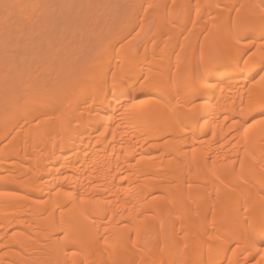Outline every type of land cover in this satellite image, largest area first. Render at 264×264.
I'll use <instances>...</instances> for the list:
<instances>
[{
    "label": "bare ground",
    "instance_id": "bare-ground-1",
    "mask_svg": "<svg viewBox=\"0 0 264 264\" xmlns=\"http://www.w3.org/2000/svg\"><path fill=\"white\" fill-rule=\"evenodd\" d=\"M168 1L0 0V264H264V0Z\"/></svg>",
    "mask_w": 264,
    "mask_h": 264
},
{
    "label": "rangeland",
    "instance_id": "rangeland-1",
    "mask_svg": "<svg viewBox=\"0 0 264 264\" xmlns=\"http://www.w3.org/2000/svg\"><path fill=\"white\" fill-rule=\"evenodd\" d=\"M170 1H171V0H170ZM170 1L167 2V5H168L167 8H170V7H169V6H170ZM55 2H56V0H55V1L52 0V2H51V3H52V6H53V4H54ZM95 2H96V0H94V3H95ZM84 3H85V4H84ZM86 3H87V0H86V2H85L84 0H82L81 4L84 5V8H83L84 10H82V9H81V10L76 9V10H75V14H76V15H79V16H81V17L83 16L82 20H84V19L87 20V18H89V21H90L91 15L88 14V13H89L88 10H90V9L87 8L88 5H86ZM56 4H57V6H54V7H53L54 9H57V7H59V6H58L59 4H58L57 2H56L54 5H56ZM85 7H86V8H85ZM76 11H77L78 13H80L81 15H80V14H77ZM79 11H80V12H79ZM81 11H82V12H81ZM83 11H85V12H83ZM99 14L102 15V13H98L97 15H99ZM139 14H141V15H139V19H140V17L142 18L143 14H142V12H140ZM88 15H89V16H88ZM94 15L97 16L95 13H94ZM85 16H88V17H85ZM84 17H85V18H84ZM54 18L57 19L56 23H57L58 25H60V29H62L63 26H61V25H62L61 20L58 19V16H54ZM101 19H102V17H101ZM86 20H85V21H86ZM140 20H141V19H140ZM59 22H60V23H59ZM86 22H88V20H87ZM139 24H140V23H139ZM139 24H138V27L140 28V25H139ZM58 25H57V29L54 31V33L52 32L53 37L55 38V37L58 35V36L56 37V38H57V41L60 42V43H59L60 45L62 44V46H64V45L66 46V49L68 50V51H67L68 54H69V51H70V50H71V53H72V51L74 52V51L76 50V48H75V50H74L73 48H74L75 45H76V44H75L76 41L74 42V40H72L73 37H71V35H69V36H68V35H67V36L64 35V34L62 33V30L58 29V27H59ZM189 25H190V26H189ZM189 25H188V27H187L188 30H186V32L184 31L185 33L183 32L184 34L181 35V38L184 39V38L187 36V34L190 32L191 28L189 29V27H192V26H191V24H189ZM138 27L136 28L137 30L135 29V31H133V33L130 35L129 39H131V38L133 37V39H134V38H135V39L138 38L137 40H143L144 38L147 37V31H146V28H145V29L143 30V32H142V31H140V30L138 31V29H139ZM57 31H58V32H57ZM99 31H100V30H99ZM99 31H98V32H99ZM144 31H146V33H145ZM140 32H141V33H140ZM171 32H172V31H171ZM55 33H57V35H56ZM135 33H136V34H135ZM144 33L146 34V36L144 35ZM54 34H55V36H54ZM184 35H185V37H184ZM95 36H96V35H95ZM95 36H94V37H95ZM131 36H132V37H131ZM143 36H144V37H143ZM43 37H44V36H43ZM46 37H47V35L45 36V38H46ZM53 37H52V38H53ZM58 37H59V38H58ZM68 37H69V38H68ZM60 38H61V39H60ZM66 38H67V41H66ZM70 38H71V39H70ZM64 39H65V40H64ZM92 39L95 40V38H93V36H92ZM129 39H128V40H129ZM39 40H40V38H39ZM44 40H45V39H44ZM59 40H60V41H59ZM70 40H72L73 42L70 41ZM94 40L91 41V38H90V42H91V43L93 42V45L96 44V43H95L96 40H95V41H94ZM40 41L42 42V40H40ZM58 42H57V43H58ZM70 42H71L72 44H71V46H69V48H67V47H68V46H67V43L69 44ZM44 43H45V41H44ZM46 43H47V42H46ZM46 43H45V44H46ZM64 43H65V44H64ZM54 44L57 45L56 43H54ZM89 44H90V43H89ZM55 45H54V46H55ZM91 45H92V44H91ZM42 46H44V44H42ZM54 46H53V47H54ZM46 47H47V46H46ZM46 47H43L44 50L46 49ZM55 47H56V46H55ZM70 47H71V48H70ZM76 47H79V45L76 46ZM55 49H56V48H55ZM72 49H73V50H72ZM77 50H78V49H77ZM77 50H76L75 52H79L80 50H82V48H79L78 51H77ZM71 53H70L69 55H71Z\"/></svg>",
    "mask_w": 264,
    "mask_h": 264
},
{
    "label": "snow or ice",
    "instance_id": "snow-or-ice-1",
    "mask_svg": "<svg viewBox=\"0 0 264 264\" xmlns=\"http://www.w3.org/2000/svg\"><path fill=\"white\" fill-rule=\"evenodd\" d=\"M262 71H264V69H261ZM262 78H264V77H262ZM209 87L211 86V85H208Z\"/></svg>",
    "mask_w": 264,
    "mask_h": 264
}]
</instances>
